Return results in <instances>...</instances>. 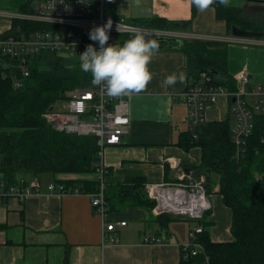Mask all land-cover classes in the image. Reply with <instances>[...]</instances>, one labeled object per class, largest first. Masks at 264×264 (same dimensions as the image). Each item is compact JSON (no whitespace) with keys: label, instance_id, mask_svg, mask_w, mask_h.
Wrapping results in <instances>:
<instances>
[{"label":"crops","instance_id":"obj_1","mask_svg":"<svg viewBox=\"0 0 264 264\" xmlns=\"http://www.w3.org/2000/svg\"><path fill=\"white\" fill-rule=\"evenodd\" d=\"M141 2L147 6L142 4L136 10L147 8L150 14L145 17L144 11L135 20L160 18L172 23L185 22L188 24L186 30L173 32L184 34L190 38L187 40L198 37L217 42L236 37L225 21L216 18L211 4L203 11L197 8L193 11V4L188 0ZM252 2L254 5L246 3L240 8L248 12L249 8L261 4L250 0ZM197 27L205 29L204 35L190 33V29L197 30ZM263 49L262 46L229 44L230 75L236 79L240 72L248 69L250 88H264ZM148 69L151 80L144 88L122 95L130 106L127 135L122 137L120 145L105 150L103 160L108 168L105 216L96 213L92 205V196L97 192L84 189L85 185L98 181L96 173L39 177L38 195L24 200L0 201V264H64L66 260L67 264H180L183 246L189 243V231L198 223L178 219L166 226L162 215L132 205L126 192L130 181L137 177H143L145 185L178 182L182 174L187 182L198 181L192 167L202 162L201 148L187 151L177 144L181 134L191 131L189 110L180 95L192 86L194 76L188 67L186 53L177 48L157 49ZM173 74L176 82L166 84V78ZM233 103V99L222 96L206 113L203 124L231 120L234 125ZM201 178H205L208 190L207 176ZM18 179L31 180L30 177ZM67 182H74L76 187L73 188L80 193L58 196L49 192V184L67 186ZM207 195L211 209L199 223L208 224L205 227L214 243L232 242V211L224 204L216 185ZM104 219L111 223L126 222V226H118L110 233L115 243L104 241ZM146 237H159L166 242L147 244Z\"/></svg>","mask_w":264,"mask_h":264},{"label":"trees","instance_id":"obj_2","mask_svg":"<svg viewBox=\"0 0 264 264\" xmlns=\"http://www.w3.org/2000/svg\"><path fill=\"white\" fill-rule=\"evenodd\" d=\"M211 5L216 10V18L225 21L230 31L237 27L248 33H261L264 39V25L245 9L233 6L230 0L226 5L218 2ZM20 11H30L29 1L21 5ZM134 23L166 31L186 30L188 27L185 22L172 23L160 18L137 19ZM31 26L23 23L24 28ZM228 45L224 42L185 41L182 50L194 76L192 85H198L201 75L207 74L210 78L207 84L232 92L237 90L236 80L228 69ZM14 63L25 65L21 61ZM79 65L80 61L73 58L42 53L29 61L28 76L16 67L4 77L0 69L1 179L14 184L19 177L26 176L96 173L100 160L98 139L60 133L43 118L48 110L65 100L68 93L90 87L91 74L81 71ZM16 79L22 83L20 88L14 87ZM231 131V120L213 122L183 133L177 140V144L187 151L201 148L202 162L192 170L197 180L207 176L208 190L215 185L218 187L224 204L232 211L233 235L232 242L214 243L205 227L208 224L202 222L205 228L199 235V243L204 246L205 253L186 259L182 249L180 264H206V256L211 264H264V116H256L255 129L239 155ZM67 184V187H76L74 182ZM128 186L126 193L132 205L154 208L155 202L144 191L143 177L132 179ZM84 189L98 192L99 182L85 185ZM162 217L166 226L180 220L169 214ZM67 263L66 260L64 264Z\"/></svg>","mask_w":264,"mask_h":264},{"label":"built area","instance_id":"obj_3","mask_svg":"<svg viewBox=\"0 0 264 264\" xmlns=\"http://www.w3.org/2000/svg\"><path fill=\"white\" fill-rule=\"evenodd\" d=\"M30 4L29 12L11 13V29L0 35V69L4 77L8 71L19 67L24 76H28L29 61L42 53H55L79 61V56L88 44L95 42L89 39V31L105 24L109 19L106 12L109 7L117 4V0H27ZM26 1V2H27ZM25 3V2H24ZM112 28L109 32V44H121L119 36L131 38L141 33L145 38L175 37L190 39L184 34L173 31L159 30L137 25L125 19H111ZM23 23L32 24L24 28ZM7 34V35H5ZM5 35V36H3ZM204 41V38H191ZM264 40V39H263ZM227 44L237 43L264 47V41L259 38L234 37L228 41H217ZM23 62L25 65H16L14 62ZM244 69L236 77L237 90L232 92L222 87L209 85L207 74L201 75L198 85H192L180 96L189 110L191 131L206 122V113L214 108L222 96L235 99L232 104L235 125L232 140L241 153L247 139L255 129L256 116L264 115V88L251 87V75ZM14 87L20 88L21 81L15 80ZM85 89H76L68 93V97L48 110L43 118L54 130L80 137L95 136L98 139L99 163L96 174L99 182L98 192L92 196V205L96 213L105 216L106 176L108 168L103 160L105 150L110 146L120 145L122 137L127 135L130 125V106L122 96L109 97L101 86L93 85ZM264 144V136L262 139ZM205 178L187 182L185 175L179 176L178 182L147 184L145 191L155 202L152 209L157 216L169 214L174 218L197 222L189 231V243L183 246L185 258L196 257L205 253L204 246L199 243V235L204 227L199 223L211 209V202L207 195ZM41 180L31 177V180L17 179L14 184L0 178V201L24 200L31 195L40 193ZM50 193L58 196L78 195L79 190L63 184H49ZM118 226H126V222L111 223L103 220L104 241L115 243L110 235ZM165 239L146 237L147 244H162ZM206 264H211L206 256Z\"/></svg>","mask_w":264,"mask_h":264},{"label":"clouds","instance_id":"obj_4","mask_svg":"<svg viewBox=\"0 0 264 264\" xmlns=\"http://www.w3.org/2000/svg\"><path fill=\"white\" fill-rule=\"evenodd\" d=\"M227 4V0H191V3L203 11L210 4ZM112 21L93 27L89 39L94 44H88L78 55L80 70L90 73L92 84L101 86L109 97H119L138 92L151 80L148 65L157 51V43L147 40L143 34L137 33L122 45L109 44V32ZM175 74L166 78V84H174Z\"/></svg>","mask_w":264,"mask_h":264},{"label":"rangeland","instance_id":"obj_5","mask_svg":"<svg viewBox=\"0 0 264 264\" xmlns=\"http://www.w3.org/2000/svg\"><path fill=\"white\" fill-rule=\"evenodd\" d=\"M26 1L27 0H0V28L2 29V31H0V35L5 33L7 30L11 29L10 21L8 20L10 19L9 15L11 13H20V7ZM141 1H148L150 3V0H118L117 4H114L109 7L108 11L106 12V18H111V19L125 18L129 20V22H134L135 18H138L136 16H138V14L144 11L146 13L145 17H147L150 14L147 8L141 11L136 10V7L138 8L142 4H144V6H147L146 3H142ZM188 1L190 2L191 0ZM252 1L261 3L258 5L263 7L258 6L254 8H249L248 12L252 14L255 20L259 21L264 25V0H252ZM230 2L233 6H238V7H242L246 3L247 5L248 4L254 5L253 4L254 2L250 3V0H230ZM204 31L205 29L202 27H197V30L190 29V33L192 32V34L196 33V34L204 35L203 33ZM125 39H126L125 36H119L120 41L123 40L125 41ZM259 39L264 41L263 37H259ZM234 125H235V121H234ZM191 222L192 221H187V223H191Z\"/></svg>","mask_w":264,"mask_h":264},{"label":"water","instance_id":"obj_6","mask_svg":"<svg viewBox=\"0 0 264 264\" xmlns=\"http://www.w3.org/2000/svg\"><path fill=\"white\" fill-rule=\"evenodd\" d=\"M233 35L242 38H259L263 37L261 33H253L248 31H244L240 28L234 27L232 30ZM147 40L156 41L158 47L157 49H183L185 42L182 39L175 37H156V38H146ZM235 102V99H233Z\"/></svg>","mask_w":264,"mask_h":264}]
</instances>
